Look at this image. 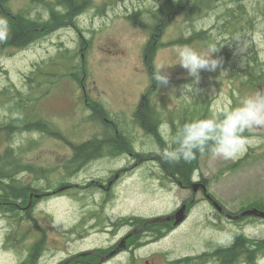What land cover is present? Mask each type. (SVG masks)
<instances>
[{
  "label": "rangeland",
  "instance_id": "1",
  "mask_svg": "<svg viewBox=\"0 0 264 264\" xmlns=\"http://www.w3.org/2000/svg\"><path fill=\"white\" fill-rule=\"evenodd\" d=\"M55 1L9 0L5 5L14 14L30 11V17L47 22L52 19V10L66 12ZM106 1L92 0L75 17V23L42 32L25 46L17 48L0 42V123L6 124L12 118L17 122L43 119L74 143L91 137L111 138L114 127H108L95 116L92 118L93 110L82 85L70 75L83 67L84 72L87 70L90 99L98 100L111 114L119 115L127 144L133 146L132 151L117 153L116 148L114 151L107 148L70 175L64 168L72 157V148L63 139L16 129L8 136L3 130L0 153L13 145L25 164L36 167L16 173L23 184L34 181L40 193L58 188L65 181L74 185L37 199L32 216L0 210V264H31L32 247L38 241L43 242L42 252L35 264H84L82 261L88 258L80 254L97 249L109 253L99 258L98 264H186L183 260L188 257L213 253L219 246L229 248L238 235L263 240L264 218H243L247 216L238 212L254 201L264 200V128L244 133L248 143L235 159L225 160L210 151L198 159L195 177L206 179L208 193L239 216L236 219L218 216V209L202 188L194 197L193 189L174 182L165 171L167 166H159L157 149L165 147L162 138L167 141L170 133H174V125L179 126L175 121L181 120L178 119L185 113L183 109L194 111L191 117L195 120L202 114L206 118L221 117L238 107L249 94L264 91V84L252 85L244 71L239 72L241 68L246 70L253 56L264 66V11L258 13L254 28L249 32L247 29L243 37L238 34L239 38H225L231 37V33H221L220 29L228 9L237 7L232 0H220L217 8L195 11L190 19L183 18L179 9L174 10L162 17L156 31L159 45L155 56L144 65L142 48L149 29L134 25L120 14L124 2L112 0L107 9ZM263 1L243 0V3L252 9ZM126 2L142 10L141 20L157 22L153 15L145 13L150 0ZM0 17L10 22L1 13ZM202 27L210 29L213 39L227 48L228 56L216 71H201L198 85L201 91L196 95L181 93L182 85L191 78L179 64L168 69L167 86L158 87L155 80L152 83L149 72L152 71L153 77L161 62L175 64L178 57L173 49L186 45L171 42L183 35L190 37ZM188 46L203 52L210 45L195 41ZM213 55L217 57L216 53ZM151 83L154 90L147 109H154L161 137L153 136L133 118ZM5 88L20 89L32 100L26 108H20L9 101L3 93ZM169 112L174 121H168ZM138 154L140 157H134ZM240 159L244 162L233 165ZM95 180L100 185L90 183ZM191 197L195 204L188 217L168 235L135 250L126 248L123 238L130 228L118 224V220L135 216L165 218L175 214L184 200ZM118 242V251L109 250ZM260 256L259 264H264V252ZM175 260L180 262L173 263ZM240 264L247 263L244 260Z\"/></svg>",
  "mask_w": 264,
  "mask_h": 264
},
{
  "label": "trees",
  "instance_id": "2",
  "mask_svg": "<svg viewBox=\"0 0 264 264\" xmlns=\"http://www.w3.org/2000/svg\"><path fill=\"white\" fill-rule=\"evenodd\" d=\"M9 0H0V13L9 18L10 34L6 40L7 45L13 47H22L36 38H39L42 32L52 31L63 25H71L75 23V17L86 10L92 0H56L53 2L57 7H63L66 12L59 13L52 10V19L47 22H41L38 19L30 17V11L22 12L21 14H14L10 12V8H6L5 4H8ZM42 1V0H34ZM159 3V8L154 14L156 25L154 27V35L157 33V26L162 22V17L164 15L170 14L174 10H178V13L185 17V19H190L194 12L201 11L203 9H211L218 7V2L220 0H156ZM233 3L237 4V7H233L232 10L228 9L225 14V21H223V26L220 29L221 33H231V37L225 38H239L243 37L248 29H252L255 26L256 19L258 18V13L264 11V1L257 6V8L249 9L247 4L243 0H232ZM141 10L134 8L131 10L127 17L133 22H141L140 14ZM231 30V32H229ZM159 38H152L147 44V57L146 60H153L155 51L159 45ZM195 41L203 42L204 44L216 45L219 47V51L216 53L217 57L221 60H225L228 56L227 48L220 46L213 37L211 36L210 29L200 28V30H194L193 35L190 37H185L184 35L178 39L180 44L190 45ZM225 42V41H224ZM226 46V45H224ZM77 67V66H76ZM82 71V72H81ZM244 71L252 85L264 84V66L261 61L254 56L249 61L246 70L241 68L239 72ZM81 72V74H77ZM237 72V71H235ZM240 74V73H238ZM71 77H74L81 85L84 86L85 92L87 93V70L82 67V69L75 70L70 73ZM86 75V76H85ZM33 79V78H32ZM32 87L34 86L31 85ZM3 93L9 97V101L18 104L20 108H26L27 104L32 100L30 96H26L22 90L14 88H5ZM92 108V118H98L101 122H105L107 116V111L104 105L96 100L90 99ZM146 102L144 105L139 107L137 117L140 120V125L145 129H150L151 133L158 135L157 124L155 122V112L153 109H147ZM18 130L20 132L24 131H36L43 134H47L50 137L56 139H63L72 148V157L67 161L64 169H66V174H74L82 165L86 164L91 159L96 158L101 154V152L107 150V148H112L116 152L128 150L132 151L130 145L127 144V140L123 135L114 136L111 138H93L86 140L82 143L70 142L68 139L64 138V135L51 126L50 123L43 119H29L22 121H15L13 118L8 120L6 124L0 123V133L5 130L6 134L10 136L12 130ZM201 153L196 155L190 163H185L183 161L179 163H167L161 158L158 161L168 167L171 173L176 174V176L182 180L184 183H188L192 178V172L197 167L198 159ZM36 168L31 164H25L19 155L18 149L13 145L7 147L3 153H0V210L19 212L22 214H27L32 216V209L35 206L37 197L35 194L39 192V189L34 187L35 182L23 184L19 180L16 173L25 170H33ZM39 170V169H38ZM69 181L61 183V186L67 185ZM245 208H258L264 210V200L254 201L252 204ZM129 220V218H127ZM135 221V226L141 227V233L143 231L149 230L150 237L153 239H159L164 236L169 229L165 222L155 220L148 221L145 218L136 217L131 218ZM126 222L125 219L120 220V223ZM138 234V237H140ZM42 243L38 241L32 247L31 251V264L36 263L37 256L42 252ZM36 251V252H35ZM99 253L102 250H97ZM264 252V239L263 240H253L244 235H238L234 243L226 249H218L213 253H205L199 257H188L183 260L186 264H202L209 258L214 259L215 264H240L242 261H246L247 264H257V258L261 253ZM88 262L92 259L89 255ZM96 260H94L95 262ZM178 261L177 263H179Z\"/></svg>",
  "mask_w": 264,
  "mask_h": 264
},
{
  "label": "clouds",
  "instance_id": "3",
  "mask_svg": "<svg viewBox=\"0 0 264 264\" xmlns=\"http://www.w3.org/2000/svg\"><path fill=\"white\" fill-rule=\"evenodd\" d=\"M10 31L7 18L0 17V42L8 39ZM218 51L216 45H210L203 52L188 45L173 49L178 61L175 64L161 62L157 65L153 80L158 87L167 86L170 80L168 69L179 64L191 78L182 85L181 93L196 95L201 91L198 88L201 71L214 72L221 65V59L213 55ZM256 128H264V91L249 94L238 107L221 117L212 116L183 124L170 133L166 147L157 151L163 161L172 164L181 161L190 163L198 153L206 151L225 160L235 159L248 143L244 133Z\"/></svg>",
  "mask_w": 264,
  "mask_h": 264
},
{
  "label": "water",
  "instance_id": "4",
  "mask_svg": "<svg viewBox=\"0 0 264 264\" xmlns=\"http://www.w3.org/2000/svg\"><path fill=\"white\" fill-rule=\"evenodd\" d=\"M185 206L182 207V209L177 213V221H176V224L180 223L181 221H183L185 219ZM245 214H257V215H260V216H263L264 217V212H260L258 213L257 210H251V211H247L241 215H245ZM235 217H239V216H235Z\"/></svg>",
  "mask_w": 264,
  "mask_h": 264
},
{
  "label": "flooded vegetation",
  "instance_id": "5",
  "mask_svg": "<svg viewBox=\"0 0 264 264\" xmlns=\"http://www.w3.org/2000/svg\"><path fill=\"white\" fill-rule=\"evenodd\" d=\"M43 193H44V191H42ZM43 193H40V192H38V194H43ZM43 197V196H42ZM194 201V200H193Z\"/></svg>",
  "mask_w": 264,
  "mask_h": 264
}]
</instances>
